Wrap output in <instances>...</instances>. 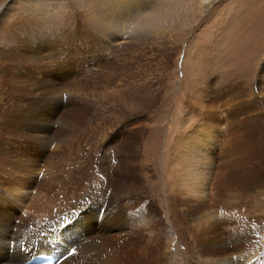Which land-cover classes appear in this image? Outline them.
<instances>
[{
    "label": "rangeland",
    "instance_id": "obj_1",
    "mask_svg": "<svg viewBox=\"0 0 264 264\" xmlns=\"http://www.w3.org/2000/svg\"><path fill=\"white\" fill-rule=\"evenodd\" d=\"M44 1L0 0V154L21 157L23 161L26 158L38 160L30 178L10 174L13 172L10 165L0 161V208L12 216L8 225L12 228L18 224L19 219L15 216L23 215L26 210L22 208L24 212L21 213L15 198L8 193L21 189L22 181H33L28 189L33 192L29 193L34 202L39 188L47 193L53 179L51 175L64 178L80 162L76 159L75 165H69L58 161L59 167L56 168L57 162L54 164L53 161L69 153L76 158L86 157L87 168L95 176L99 172L111 173L114 167L122 168L110 178L109 190L105 188L106 184L93 182V177L90 183L86 182V187L81 186L86 189L84 198V193L81 194V202L85 198L93 201L94 195L99 201H104L107 194V200L113 199L110 213L92 217L97 222L95 230L91 231L95 232L96 241L102 235L108 236L109 240L102 255L103 264H195V256L198 259L214 257L215 253L212 256L205 250L197 253L195 241L198 234L187 224V218L179 209L187 203L196 206V203L208 202L207 205L227 207L235 203L253 209L254 216L264 221V0H214L197 15L192 8L186 7L188 0L183 3L179 0L177 8L170 4L173 9L166 6V11H163L161 0H140L148 11L161 10L160 18L142 32L132 30L130 37L122 36L116 40L103 37V41L111 44V49L107 45L93 46L87 42L81 33L83 29L77 31L76 20H70L71 27L59 30L61 13L67 15L61 4L54 6V10L57 8L58 21L55 23L58 28L47 22L46 30L51 29L49 35L41 32L40 24L39 30L31 26L30 33L32 21L24 16L18 18L15 12L19 7H29L27 2L29 5L35 2L36 8L38 2ZM47 1L52 8L57 0ZM155 3H159L160 8L153 10L151 7L154 8ZM252 5L256 7L250 16L245 17L246 7ZM128 11L125 6L124 13ZM254 20L261 22L257 29L251 26ZM141 35L144 39L139 38ZM259 38L262 39L259 50L254 52L253 48L248 53L247 48ZM198 59H205L203 74L198 72L204 69ZM126 67L127 71L124 70ZM187 67L191 68L188 76L185 73ZM195 76L203 78L196 79ZM220 93L223 94L222 100H217L221 102L210 104L213 101L210 96ZM136 100H139L140 107L132 109L137 114L124 119H117L115 113L111 116L113 112H128V106L132 102L134 106ZM188 102L191 108L187 106ZM185 112L187 118L190 113L187 121L194 120L204 124L203 127L207 126L203 133L209 134L213 140L209 161L198 166L205 175L199 173L203 188L200 186L198 192L193 190L191 194L183 190V182L176 185L168 179L173 174L171 157L177 131L182 129L181 136L191 134V139L203 131L197 127L189 129V123H182ZM202 112L213 117L204 116ZM203 133L200 137L205 136ZM46 136H53L52 142L40 150L39 139H47ZM153 137L155 141L148 148L147 141ZM117 140L127 142L128 146L125 144L122 148L124 154H130V159L116 153L119 162L115 161L111 146ZM59 143L62 147L57 149ZM19 165L17 161L13 167ZM43 167L50 168L49 174L43 171ZM40 183L42 186L38 187ZM63 188L58 185L47 195L51 197L54 192L56 197L65 200L67 189ZM171 192L173 195L178 193L175 195L178 199L171 197ZM4 194H7L5 198L10 205L3 203ZM145 197L154 205V210L157 209V219L149 223L153 233L138 228V224L130 228V224L122 222L128 221V213L139 208L140 200ZM261 201L260 207H263L260 208L258 203ZM254 206H258L256 211ZM57 216L56 213V219ZM30 218L27 217L26 223ZM91 225L95 226V222ZM163 228L168 229L167 232ZM227 249L233 252L231 247Z\"/></svg>",
    "mask_w": 264,
    "mask_h": 264
},
{
    "label": "bare ground",
    "instance_id": "obj_2",
    "mask_svg": "<svg viewBox=\"0 0 264 264\" xmlns=\"http://www.w3.org/2000/svg\"><path fill=\"white\" fill-rule=\"evenodd\" d=\"M59 1H61V3ZM161 1L163 2V5H164L163 6V11H164L167 8L166 6L171 8L170 4H175L176 8H177L176 3L179 0H161ZM182 1L183 0L179 1V3H183ZM211 1H214V0H188V4L186 7L187 8L189 7L188 9L192 8L195 12H197L196 13V15H197L199 13H203L205 8H206L207 3L211 2ZM27 3H28L29 7H27V8H26V6L24 8L19 7V9L16 12L15 11L14 12L18 18L24 16L28 20L32 21L31 24L29 25L30 26L29 29L31 28V26L36 27L38 29V24H40V25H42L41 32L44 35L45 34L49 35L51 32V29L47 28V30H46L47 25H49V24H47V22L50 23L51 26H55L56 28H58V26L55 23L58 21L57 16H56V11H55L57 8L54 10V6L56 4H58V5L61 4L62 9L66 10L67 15L65 16L63 14L64 15L63 16L62 15L63 12L61 13V17H59L60 18V27L58 28L59 30H60V28H64L65 26L71 27V25L69 24L70 20L71 21L76 20V22H78V24L75 22L76 27H77V31H80V30L82 31V29H83V31L81 33L87 42H90L91 44H93V46L107 45L110 47V49L112 47L111 44L109 42L103 41V39H102L103 37H107L109 40H111V39L116 40V38H121L122 36H124V37L129 36L130 37V33L132 30H136V32H137V30L141 31L145 27H148V26L151 27V25L156 24V20H158L160 18V13H161V10L148 11V9L145 8L146 5L144 4V2L142 3L140 0H57L52 5V8H50L51 3L47 0H45L44 2H40V3L38 2V4H37L38 7L36 6V8L34 7L35 2H34V5L33 4L29 5V2H27ZM126 3H128V4H126ZM58 5H56V6H58ZM256 5H258V4H256ZM125 6H127V9L129 11L124 13V7ZM255 7H256L255 5L246 7L247 9L243 15L244 16L246 15L245 17L250 16L251 10L254 9ZM157 8H160L159 3H155L154 8L151 7V9H153V10H155ZM171 9H173V8H171ZM174 9H175V7H174ZM58 14H59V12H58ZM0 16H2V15H0ZM153 21H154V24H153ZM254 21L252 23L250 22L251 26L254 29H257V27L261 26L260 20H257L255 22ZM152 28H154V27L152 26ZM55 31L57 32V29ZM19 32H23V31L20 30ZM30 33H31V29H30ZM145 34H144V36H145ZM144 36L141 35V37H139V38L144 39ZM136 38L137 37H135L133 39L135 40ZM214 40H216V39H214ZM261 42H262V39L259 38L253 46L247 48L248 53L250 51H253V48L255 49L254 52L256 50H259V48L261 47V44H262ZM204 46L207 47L206 44H204ZM203 49H204V51H206V48H203ZM198 61L199 62L201 61L200 63L197 62L198 64H203V66H204V69H200V71H198V72H199V74H203V71L206 68L205 67L206 66L205 59H198ZM196 68H197V66H196ZM126 69H127V67L124 70H126ZM129 69H130V66H129ZM190 69H191L190 67L186 68V72H185L186 75L189 74ZM129 73H130V71H129ZM130 74H132V73H130ZM199 74L197 73V75H199ZM195 78H196V76H195ZM197 78L201 79L203 77L199 76ZM195 86H196V84H195ZM195 86H194V89H195ZM138 89H136V91ZM123 91H126V90H123ZM213 91H215V90H213ZM132 92L134 94V91H132ZM222 95L223 94L220 93V95H218V96H216V95L210 96L211 100H213V101H210V104L212 102H213L212 104H214V103L219 104V102H221V101H218L217 98L222 100ZM139 99H141V98H139ZM136 101L137 102H134V106L131 105L133 102L130 103V105L128 106L130 108V109H128V112L126 111L125 113H123V111L122 112H113L112 111L113 114L111 115V113H110L109 115L113 116L115 113L117 119L118 118L124 119V118L130 117L131 115H134L136 112H134L135 110L132 108H137V106H139V100H136ZM189 102L187 103V106L191 108L192 106ZM206 110L208 111V113H210L209 112L210 110H208V109H206ZM186 113L187 112H185L182 116V119H181L182 123L183 124L189 123L188 125L191 126V127H188L189 129H195V127H197L199 130H203V131L199 132L202 135V133L204 131H206L207 126L203 127L204 124L200 125L198 123V121H194V120L187 121V119H189L190 113L188 115V118L185 115ZM191 113H192V110H191ZM202 113H204V112H202ZM208 113L205 112L203 115L205 116ZM196 114L200 115V113H196ZM208 115L210 117H213L212 114H208ZM118 122H120V120ZM59 124H61V123L59 122ZM116 124H117V122H116ZM124 124H127V122ZM118 125H119V123H118ZM131 130L135 131V129H131ZM178 131L174 136L173 146H174L175 150H174V153L171 157V161H172L171 162V168H172L173 174L171 173L172 175H169L170 177L168 176V179H169V181H172L176 185L183 182V190L185 192L190 193V191H193V190L198 192V190L201 189L199 187L202 185V178L199 176V173H202L201 172L202 169H200V171H199L198 166H201V164H205L209 161L208 158L211 156L210 153L212 152V148H213V144H212L213 140L211 139V136L209 134H206V133H203L205 136L200 137L201 136L200 135V136H196V137L191 139V134L187 133V136H181L180 133L182 132V129H181V132H180V129ZM185 131H187V130H185ZM42 136H44V135H42ZM46 138L47 139H45V138L39 139L38 144H40V147H41L40 150H44L49 144H51L52 139L48 136H46ZM123 138H124L123 142L126 141L125 137H123ZM153 138L154 139L148 140L150 142L147 141V146L149 145L148 148H150L152 146V143L155 141V137H153ZM53 139H55V138H53ZM57 140H59V139H57ZM61 140H59V141H61ZM59 141H57V143ZM123 142H122V140H120V141L117 140L111 146V148L113 150V154H115V161H118V158H119L117 156V154H119L121 156L124 154V152H123L124 148H122V145L125 146V144L127 142H125V143H123ZM128 143L131 144V142H128ZM59 144H58V147L56 146L57 149L59 147H62V144H60V145ZM101 144H99V145H101ZM0 151L2 152V150H0ZM207 155H209V156H207ZM10 157L7 155H4V157H3V155L0 154V161L2 160L4 164L10 165V169L13 171L10 174H18L19 176L21 175L23 178H28V177L30 178L31 174L35 173V170L38 166V164L36 162V161H38L37 159L26 158L23 161L21 157H17V158H12V157L10 158ZM123 158L130 159L131 156H130V154L127 153V154L123 155ZM169 158H170V156H169ZM76 159H80V162H77V165L75 166V168L70 169L67 172L66 177L64 176V178L58 179L57 177L54 178L55 176L51 175V177H53V179H52V181H50L51 183H50V187L48 188L47 193L43 192V190L41 188H39V190H38L39 195L35 198L34 202L31 201L32 198L30 195V193H33V192H32V190H30V188L28 189L29 184H32L33 181H22L20 183L21 189L12 190L8 193V196H12L15 198V202L17 203L18 208H20L21 213L24 212V210H22V208H26V210L23 213V215L15 216L16 218L19 219V222H18V224L13 225L14 227L11 228L8 224H11L10 223V217L12 218V216H10V214H6L0 208V264H22L23 262L27 261V259L30 255H34L36 253H49V252L54 253V255L56 256L55 260L52 262V264H103L102 255L105 254L104 252H106V250H107L109 240H108V236L102 235V237L100 236V238L96 241L97 236H93L95 232H91V231L97 226V222L93 221L92 217L93 218H99L102 215L110 213L111 212V206L113 204V199L109 198V200H107L108 199L107 198L108 194H107V195H105L106 199L104 201L103 200L99 201L100 200L99 197L94 195L93 201H91L89 198H85L84 202L82 199H81L82 200V202H81V201H79L81 194L84 193L83 198L86 196V193H85L86 189H81V186L86 187V182L90 183L89 181H90L91 177H93V179H94L93 182L100 184V185L106 184L105 188L107 190H109L108 185L110 183V180H112L110 178H114L112 176H115V174L117 172L119 173L122 168L120 170L117 167L111 168V173L110 172H108V173H100V172L95 173L97 176L96 177L94 175V173L93 172L90 173L89 168H87L86 161H88V159L86 157L76 158L75 156H72L70 153H69V155L60 156V159H55V161H53V163L55 164V162H57L55 164L56 168L59 167L58 161L66 162L69 165H75ZM17 161L20 163V165L15 168L13 166L16 165ZM120 163H123V162L120 161ZM167 164H168V162H167ZM122 166H124V165H122ZM50 168L48 169V167H45L43 171L44 172L46 171L47 172L46 174H49ZM205 168H207V167H205ZM53 173H54V171L51 170V174H53ZM165 175H167V174H165ZM214 180H215V178H214ZM228 180H226V181H228ZM232 180L233 179L231 177V183L233 182ZM43 182H45V181H43ZM151 183H152V181H151ZM40 184L38 187L42 186V184L41 185ZM68 184H70V185L68 186ZM230 184H225V186L230 185ZM58 185L61 187H64L63 188L64 190L67 189L65 191L66 192L65 195L67 197L65 200L62 199L63 201L61 199H59L58 197H56L54 192H52L53 194H51V197H50V195L49 196L47 195V194H50L51 191L55 190L54 188H56V186H58ZM218 185H219V183H218ZM252 188H254V187H252ZM95 189H98L99 191H101L99 188H95ZM250 189H251V187H250ZM219 191H220V189H219ZM55 192H58V189ZM174 192H175V189H174L173 193ZM173 193L171 192V195H172L171 197L174 196L176 198L175 195L177 194V196H178V193H175V195H173ZM193 194H195V192ZM196 194H198V193H196ZM216 194H217V192H216ZM5 195H7V194L3 195L2 201H3V203L10 205L9 201L5 198ZM219 196H221V195L219 194ZM234 196H235V194H234ZM187 197H188V195H187ZM209 197H211V196H209ZM30 198H31V200H30ZM169 198H170V196H169ZM171 199L173 200L174 198H171ZM176 199H178V197ZM183 199H185V198H183ZM189 201H191V200H189ZM259 201H257V202H259ZM140 202L142 204L140 205L139 208H137L133 212L128 213V217H129L128 221H126V219H125L122 222L126 223V224L127 223L130 224V228H132L133 225L138 224L137 225L138 228L139 227L145 228V231L147 230L149 233H153V230H151L149 228V223H151L155 219H157V218H155V216H156L155 214H156L157 209L154 210V207H153L154 205L148 200L147 197L142 198V200H140ZM173 202H174V200H173ZM176 202H177V200H176ZM172 203H171V206L173 205ZM207 203L200 202L198 205L196 203V206H191V205L188 206V203H187L186 204L187 206L179 208L181 210L182 214L184 215V217L187 218V219H185L186 222L188 221L187 224L189 223L190 224L189 226H192L193 230L196 232V234H198V237L195 241L196 247L198 249L197 253L199 252V250H205V252L209 251V254H212V256L214 255V253L216 254L214 257H211V258L205 257L203 259L202 258L198 259L199 257L195 256L196 260L194 261V263L195 264H262L264 262V221L259 220L258 218H260V217L256 218V215L254 216L255 213H253V209H250L249 207L244 208L243 204H242L243 207H239L238 204L235 205V203L230 205L229 207H227L225 205L222 206L219 204L212 206V205H207ZM227 203H229V202H227ZM262 203H263L262 201H261V203H258L259 207H260V204H262ZM178 204H179V202H178ZM176 205H177V203H176ZM256 205H257V203H256ZM262 205H264V203ZM262 205H261V207H263ZM98 206H99V209H98ZM173 206H172V208H173ZM257 207L254 208L255 211H256ZM260 208H259L258 213L261 214ZM132 209H129V210H132ZM263 210H264V207H263ZM93 211H94V213H93ZM172 211H174V210L172 209ZM56 213L58 214L57 219H56ZM170 214H172V213H170ZM130 216H133V217H130ZM170 216H172V215H170ZM257 216H258V214H257ZM27 217H31L30 221H28L29 223H26ZM86 218H87V223H86ZM91 222H95V226H92ZM159 222H160V220H159ZM109 224L105 225V227H107ZM110 225H113V224H110ZM124 227H127V226H124ZM168 229H166V230H168ZM8 230H11V232H8ZM163 230H164V228H163ZM166 230H164V231L167 232ZM124 231H126V230H124ZM168 233H169V231H168ZM145 234H146V232H145ZM149 235H146V236L149 237ZM172 236H174V235H171V237ZM151 237L154 238V234H151ZM227 247H231L233 249V252L230 253L228 251ZM23 248H25V249L23 250ZM24 251H25V253H24ZM197 253L194 255H197ZM8 255L11 257L9 258ZM179 255L181 256V254H179ZM78 256H82V258H80L81 261H80V259H78L79 258ZM232 256H234L235 258L234 257L232 258ZM178 258H179V256H178ZM182 258H184V255ZM180 260H181V258H180Z\"/></svg>",
    "mask_w": 264,
    "mask_h": 264
}]
</instances>
